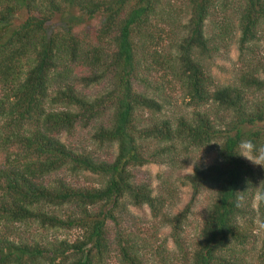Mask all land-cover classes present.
Instances as JSON below:
<instances>
[{
    "label": "trees",
    "instance_id": "1",
    "mask_svg": "<svg viewBox=\"0 0 264 264\" xmlns=\"http://www.w3.org/2000/svg\"><path fill=\"white\" fill-rule=\"evenodd\" d=\"M181 2L179 8L166 0H0V264H104L113 245L119 264H145L138 254L147 245L143 237L122 245L126 204L147 206L155 222L170 227L180 264H254L257 226L256 264H264V168L256 175L234 153L241 139L264 144V0ZM233 15L241 68L234 84L222 86L202 61L232 34ZM55 18L58 26L49 31ZM207 22L219 28L214 36H206ZM162 35L174 36L175 50L164 52ZM100 81L108 90L92 100L77 89ZM164 88L178 89L193 110L143 125L142 112L163 109L148 89L162 98ZM89 127L92 140L115 146V155L101 159L60 139ZM177 145L183 153L216 145L218 162L196 165L184 178L190 201L170 216L173 192L153 196L131 170L177 163ZM82 173L99 182L80 186L67 178ZM54 174L67 177L50 180ZM201 193L208 202L190 243L183 228ZM56 209L69 212L61 218ZM16 225L75 229L79 236L50 246L17 242ZM164 252L156 248L159 263L171 264Z\"/></svg>",
    "mask_w": 264,
    "mask_h": 264
},
{
    "label": "rangeland",
    "instance_id": "2",
    "mask_svg": "<svg viewBox=\"0 0 264 264\" xmlns=\"http://www.w3.org/2000/svg\"><path fill=\"white\" fill-rule=\"evenodd\" d=\"M170 4H176L177 7L182 5L181 0H166ZM180 8V7H179ZM182 10V9H181ZM24 19V15L20 17L16 25L19 24ZM232 28L234 30L232 34H228L226 37V41H223L220 44H216L219 50L217 53L211 56L210 59H204L202 61L203 67L206 72L210 74V76L214 79L217 85H232L236 82L237 74H239L241 65L238 60V44L237 40L239 37V32L236 29V18L235 15L232 17ZM97 20V19H96ZM188 20V11L187 7L183 8L181 13V23L185 24ZM221 17L217 19V22L220 24ZM90 23L95 22L89 21ZM50 25V26H49ZM49 31L58 26L57 18L51 24H49ZM231 28V29H232ZM181 29V27H180ZM165 30L168 31V28L165 27ZM219 30V28H218ZM217 29H213L207 22L206 28V36H214ZM168 33V32H167ZM162 38L165 41L163 44V48H165L166 54L173 49L175 50V45L177 41L175 40V44L173 48L171 46L174 36L169 35L170 39H166L163 35ZM225 45V46H224ZM264 41L260 44V52L264 55ZM174 52V51H173ZM161 75V71H157L156 73L152 72L151 80H155L158 76ZM77 89L83 93L90 100L99 97L105 91L108 90V85L104 81H100L99 83L92 84L89 86H84L83 84L79 85ZM150 95L155 96L158 101L163 105L162 112L160 114H151L150 112H142L140 114L139 120L142 124L148 123L152 118L155 119H170L181 116L183 114L189 115L193 110L192 107L187 106V102L183 99L178 89H173L172 91H167L165 88L162 91L163 97H157L156 93L153 90L148 89ZM96 126V125H92ZM264 126V124H263ZM94 129L89 127L87 130L78 131L75 138H68L63 135L60 139L65 143H70L72 146L77 148L78 150L85 148L87 151L92 152L95 156L101 159H106L109 156H113L116 154L115 146H99L98 143L92 140L91 136L94 133ZM177 154H178V162L173 164H159V163H149L147 165L137 167L131 170L132 174H134L135 181L137 182H145L149 184L153 196L165 195L168 197V190L173 192L172 204L168 206L166 212L170 216H175L180 213L185 206L189 203L192 191L190 186L185 183L184 178L190 175L193 172V168L196 165H200L203 168H207L213 164L218 162V154L216 145H211L207 148H203L201 150H186L187 153H183L181 147L179 145L176 146ZM243 160L251 167V169L255 172L256 175H259L264 167L255 166L250 163L248 160ZM3 164H0V167ZM66 178V175L63 174H54L50 176V180H55L58 178ZM68 180H71L77 183L80 186H89L94 185L99 182V179L91 174L82 173L77 178L75 177H67ZM2 189V188H1ZM4 190H0V193H3ZM207 193H201L195 200V202L191 206V213L189 214L186 226L183 228L182 237L188 241L193 242L197 233V227L202 219L203 210L206 207L208 202ZM257 200L255 199L253 202V207L256 208ZM52 211L50 210L49 213ZM56 214L65 218L66 213L69 212V209L59 210L56 209ZM126 218L121 221L119 224V229L122 234L126 237L122 238V245H125V241H128V244H131L132 241L137 239V237H143V240L147 243L146 247H140L139 256L142 258H148L147 263L145 264H160L159 260H161L160 256L155 254L156 248L158 246H163L165 249L164 254L162 256H167L171 258V264H180L177 260V256L180 253L178 249L175 247L173 241L170 237L171 229L169 226H160L150 215V210L147 206L142 207H134L126 204ZM15 233L19 236V241L32 240L34 239L36 242L40 244H45L50 246L60 241H67L69 243L74 242L78 239L79 231L73 230H53V229H41L36 226H15ZM253 236H255V242L252 246V251L250 252L249 259L253 260V263L256 264V256L260 248L261 241V231L257 227L254 228ZM127 246V245H126ZM121 259L120 253L116 248V245L110 247L109 254L104 264H119Z\"/></svg>",
    "mask_w": 264,
    "mask_h": 264
},
{
    "label": "clouds",
    "instance_id": "3",
    "mask_svg": "<svg viewBox=\"0 0 264 264\" xmlns=\"http://www.w3.org/2000/svg\"><path fill=\"white\" fill-rule=\"evenodd\" d=\"M234 153L255 166L264 167V144H257L252 139H241Z\"/></svg>",
    "mask_w": 264,
    "mask_h": 264
}]
</instances>
